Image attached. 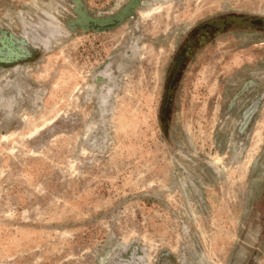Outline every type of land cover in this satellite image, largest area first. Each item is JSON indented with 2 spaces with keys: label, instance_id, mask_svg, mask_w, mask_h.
<instances>
[{
  "label": "rangeland",
  "instance_id": "rangeland-1",
  "mask_svg": "<svg viewBox=\"0 0 264 264\" xmlns=\"http://www.w3.org/2000/svg\"><path fill=\"white\" fill-rule=\"evenodd\" d=\"M229 14L264 0H0V264H264V98L225 108L264 96V34L218 38L160 119L181 39Z\"/></svg>",
  "mask_w": 264,
  "mask_h": 264
},
{
  "label": "flooded vegetation",
  "instance_id": "flooded-vegetation-1",
  "mask_svg": "<svg viewBox=\"0 0 264 264\" xmlns=\"http://www.w3.org/2000/svg\"><path fill=\"white\" fill-rule=\"evenodd\" d=\"M248 28H253L261 34H264V19L249 18L236 14L217 15L198 23V25L181 39L166 76L160 114L163 125L167 126L170 121L175 90L178 88V85L182 83V80L185 79L184 75L186 73V68L192 60L196 58L199 59L201 56L203 58L206 57L203 53L207 51L208 47L213 45L218 38H225L224 36L233 31H245ZM221 73H224V71ZM225 77L226 75H223V78ZM262 91L263 86L260 85L259 80L255 78L244 79L225 103V108L228 110V112L225 113L231 114L234 112L235 115L240 114V116H242L243 119L246 118L248 124H250L252 121L251 116L256 115L262 106L264 98V96H262ZM253 92H256L254 96ZM244 95H247V98H245V102L240 103ZM242 126L244 128L247 125L244 122ZM257 200H259V203L256 204L255 210L259 218L257 216L256 223L259 224L260 222L263 229L264 189Z\"/></svg>",
  "mask_w": 264,
  "mask_h": 264
},
{
  "label": "water",
  "instance_id": "water-1",
  "mask_svg": "<svg viewBox=\"0 0 264 264\" xmlns=\"http://www.w3.org/2000/svg\"><path fill=\"white\" fill-rule=\"evenodd\" d=\"M123 18L122 14L117 15L115 18L112 19H98V18H88L89 20L85 19L83 17V19H85L86 21H91L94 25L100 27V26H104V25H109L114 23L115 20L121 19Z\"/></svg>",
  "mask_w": 264,
  "mask_h": 264
}]
</instances>
